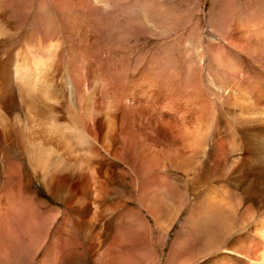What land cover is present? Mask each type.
Segmentation results:
<instances>
[{
	"label": "bare ground",
	"instance_id": "1",
	"mask_svg": "<svg viewBox=\"0 0 264 264\" xmlns=\"http://www.w3.org/2000/svg\"><path fill=\"white\" fill-rule=\"evenodd\" d=\"M34 1L0 0V206L35 202L37 182L91 224L121 189L108 215L133 205L155 221L161 249L173 231L162 264H264V74L242 71L217 45L213 60L231 74H195L192 64L183 83L166 75L144 104L132 93V105L125 74H93L64 45L48 2L37 0L41 29L26 31ZM50 2L59 13L69 1ZM225 40L264 71V24Z\"/></svg>",
	"mask_w": 264,
	"mask_h": 264
},
{
	"label": "rangeland",
	"instance_id": "2",
	"mask_svg": "<svg viewBox=\"0 0 264 264\" xmlns=\"http://www.w3.org/2000/svg\"><path fill=\"white\" fill-rule=\"evenodd\" d=\"M66 1L68 7L58 13L50 0H45L50 14H60L62 18L64 45L73 47L75 55L93 74H125L127 81L121 93L129 99L123 101L132 105V93H137L139 102L144 104L145 96H155V86L167 80L166 75H173L169 79L175 81L174 85L181 84L186 74H192L193 65L198 66L195 74H231V69L219 67L213 60L217 45L224 47V59L244 64L242 71L264 74L261 64L246 60L237 47L229 46L225 40L237 27L264 24V0ZM34 2L32 15L25 19L26 31L41 29L37 0ZM68 15L76 21L72 22L77 36ZM199 49L203 55L201 63L197 57ZM146 117L143 115V119ZM169 169L166 168L168 176L176 178ZM29 189L35 202H17L8 207L9 211L0 206V264H155L157 256V264H162L168 257L173 231L161 249L156 223L143 210L144 218L136 216L133 205L128 204L124 211L129 216L120 217L121 209L110 215L105 212L112 207L114 196L124 200L125 191L121 189L114 188L113 194L100 202L98 210L102 213L91 224L88 218L72 216L73 205L58 202L41 184L33 182ZM93 211L91 208L92 214ZM86 213V209L80 212Z\"/></svg>",
	"mask_w": 264,
	"mask_h": 264
}]
</instances>
